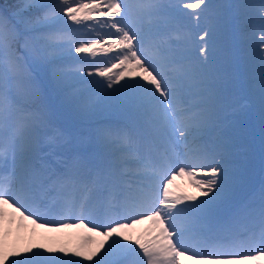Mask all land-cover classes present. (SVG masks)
<instances>
[{
	"label": "rangeland",
	"instance_id": "rangeland-1",
	"mask_svg": "<svg viewBox=\"0 0 264 264\" xmlns=\"http://www.w3.org/2000/svg\"><path fill=\"white\" fill-rule=\"evenodd\" d=\"M199 1L185 0L176 10L183 12L182 7L186 4H195ZM141 2L140 0H134L131 7L128 8L130 21L127 20L133 24H138L140 19L144 21V17L145 20L149 19L150 24L154 26L150 30L143 32V37L138 40L139 45H141V51L143 45L148 47L146 54L143 56V60L148 61L145 64L138 60L137 53L131 48V40H124L127 35L121 34L119 38H112L103 33L98 38L91 37L88 25L81 26V33L85 34L80 42L74 38L72 30L69 31V34H66L65 38L61 37L63 36L59 34L61 28L56 33V36L60 38L51 37V41L48 44L46 39L40 38L43 40L44 46L40 44L38 35L34 37V43L24 33L18 34L13 41L14 37H12L11 33L13 32L12 28H16V25H11L9 19L0 10V126H7L9 123V135H14L9 163L6 166L11 169L16 178L18 176L21 177L27 171H31L32 164L36 161L39 154H42L43 148L50 146L53 151L66 152L71 144H76V147L81 151L87 148L93 149L90 136L94 134L101 136L100 140L105 141L104 145L106 147L117 152L119 160L124 162L123 166H125L127 171H129V166L134 165V172L140 170V175H151L152 172L145 166L147 162L141 159L148 151L152 160V164H150L151 170L158 169V167L166 163L171 166L167 161H177L179 166L183 165L177 176L174 174L166 183H161V181H156V183L161 185V190L165 194L164 208L167 209H164L165 215H167L169 207H176L172 211V216L175 217V220H178L179 231L193 233L195 230L197 231L195 226L200 225L193 218L197 210V206L194 204L202 202L211 207L208 202L214 201L216 207L222 208L217 213V215H221L226 210L225 206L229 204L226 201L232 195L231 193L236 190L237 183L241 180V178L235 176L233 165L223 167V165L218 164V161L224 157L228 161H232L235 155L234 152L228 155L223 147L215 146V149L211 148V150H208V156L199 155L198 158L201 161L198 162L195 160L197 157H194L191 152L198 144L193 141L190 144L186 142L189 137L195 140L206 135L205 133L208 134L206 138L209 137L207 140H212L215 134V130L212 129L215 125L212 122L216 113L210 110L205 113L203 118L197 113V110L203 109L208 99L203 96L200 101L202 96H199L195 88H192L191 96L196 95L197 99L194 102L195 105L191 108L193 118L189 123L186 122L179 126L182 138L177 143L182 145L181 150L176 143H164L159 138L140 144L135 148L130 146L128 140L119 138L115 132L106 129V127L102 128L100 125H94L91 122L100 114L118 115L117 113H127V110L122 112L117 107L123 100L119 96L129 97L137 95L139 100H143L142 105H145L146 108H150L153 103L158 106L164 105L168 108L169 111L165 107L157 106L156 110L162 115L161 117L168 119V122L171 123L170 117L177 111L179 89L182 94H186L185 89L182 87L183 82H189L188 85L191 87L195 86V79L189 76L191 74L190 71H192V74H196L194 71H198V75L205 76L202 71H205L208 61L203 56H206L207 48L200 45H189V42H187L189 35L185 31L178 33L177 30H179L180 26L176 24L174 19L165 25H156L155 14L150 12V2L148 1L147 10L144 9L145 4ZM116 3L115 0L91 1L89 4L95 6L94 10H99L91 17L92 20L102 22L103 15L107 11L110 14L113 12L117 13ZM89 4L84 5L87 9L85 11L87 16L92 15ZM176 10H171L170 12L175 14ZM260 11L262 12H258L257 9L254 11L252 19H246V21L249 20L251 22V27L248 29L247 26H244V29L249 30L251 35H256L258 25L264 22V9L262 8ZM78 12L79 14H84L83 9L79 8ZM216 16V22L209 21L207 32H212L216 28L217 30L215 31L223 32H231L234 29L233 25H229L228 18L221 24L224 17L222 15ZM244 20L238 25L241 29H243ZM166 22H169V19ZM147 24L150 25L149 23ZM220 24L222 27H227L218 28ZM71 27H77V32L80 28L79 26ZM169 32V37H159V35ZM13 42L14 45L12 44ZM158 43L159 46L156 51H160L162 57L157 60L153 59L152 62V52ZM120 45L126 48L119 47ZM179 45L184 47L189 45L190 50H185L182 53L175 51V47ZM229 46L230 49L234 47L232 43H229ZM254 48L255 52H257V42H255ZM118 49L121 51L120 55H124L127 63H124L120 58V61L106 65L97 72L82 68L81 72H78L75 77L73 72H66L62 68L74 65L76 58L83 61V65L91 64L96 59L106 58L110 54L113 55ZM171 52L173 53L171 54ZM194 56H196L197 60L204 63L195 61ZM220 60L228 63L229 67L234 64L229 57H220ZM263 65L264 59H261L256 66L255 64H253V67L247 65L248 68L243 66V69H238V72L240 74L249 73V75H253L255 69L259 70L256 67H262ZM181 66H183V76L178 75ZM85 77L98 78L94 89L85 91L94 81V78L93 80L83 79ZM76 78L83 79V81H81L80 85L77 84L72 88L71 86L76 81ZM186 86L187 84H185ZM260 88L262 89L261 96L264 100L262 83H260ZM47 89L53 92L49 98L45 93ZM205 93L206 95L211 94V92L207 91ZM209 97L214 96L210 95ZM20 104L23 108H21ZM262 105L264 107V101ZM38 110L43 112L40 119L35 115ZM113 110L115 111L111 112ZM178 110L180 113L175 119L177 123L182 118V113L188 111L184 106H178ZM128 113L126 115H129ZM196 113L197 115L195 116L194 114ZM244 116L249 117V112L247 111ZM254 126L257 129L251 130L259 135L261 133L259 132L260 126L264 127V121L260 123L259 120H256ZM52 128L58 129L60 133L58 140L63 141L59 145L57 140H55L56 147L51 145L52 140L47 137ZM98 128L99 130H97ZM166 128L164 127L163 131H160L159 137L162 139H168L170 133L174 130V126L171 124H168L167 130ZM80 135H83L82 139ZM182 156H185V158H182ZM203 158H205L206 162L202 160ZM184 161H187V163ZM128 162L130 163L129 166L126 164ZM188 164L193 167H189ZM40 172L41 174H37V177H32L29 184L33 194H26L24 193L25 191L19 193V199L26 206L30 204V201L39 202L40 205L47 203L43 200V194L48 190L52 174L48 177L49 173L43 171V169ZM131 179L136 180V178ZM259 179H261V176H259ZM40 183L44 184L39 185ZM169 183L171 184L169 185ZM39 187L41 191L37 192ZM249 187L247 185V189ZM13 189V193H15L19 187L14 186ZM237 194L239 195L240 193L237 192ZM61 209L63 208L61 207ZM71 214L69 207L67 209L64 208L62 219L57 220L52 214V206L45 205L44 208L37 209L34 213L27 216L20 202H16L10 196L0 198V263L28 264L24 262V259L27 258L33 264H109L113 261L114 254L117 259L124 260L123 264L164 263L166 257L164 247L161 243L151 239L148 233V231H153L151 235L154 237L156 233L163 231L156 222H148L147 226L133 225L128 230H123V228L114 223L103 227L105 218L101 216V213H97L90 204H86L84 208L80 207L78 214H85L84 219L72 220L65 217ZM156 216L159 217L158 213H156ZM145 219L151 221L149 217H145ZM49 233L54 237L48 236L52 240L44 244L42 239L46 238ZM73 235L84 240L82 245H84L85 255L81 257L83 252L81 248L79 251L78 249L74 251L73 247H70L65 252L63 251L61 259L58 252L66 246V243L62 240ZM262 237L264 244V234ZM112 247H115V252ZM260 249L264 250V248ZM13 250L17 251L15 259L10 256ZM25 251L28 253L27 257L22 255ZM200 259L202 258L195 257L194 260H187L186 258L182 259L175 256L177 264H221L211 260H207V262ZM53 260L54 263H52ZM238 261L240 263L229 262L226 264H264V253L258 256L253 255V258L247 257V260L241 259Z\"/></svg>",
	"mask_w": 264,
	"mask_h": 264
},
{
	"label": "trees",
	"instance_id": "trees-1",
	"mask_svg": "<svg viewBox=\"0 0 264 264\" xmlns=\"http://www.w3.org/2000/svg\"><path fill=\"white\" fill-rule=\"evenodd\" d=\"M259 0H203L200 3L190 5L187 11L198 17L199 21H204L207 16H214L216 13L222 12L227 16L231 12L232 23L241 24L247 16L253 18V4ZM87 4V0H0V10L9 19L11 25L18 26L20 30H38L29 32L27 37L33 38L39 36L40 44L44 46V38L49 41L48 37L54 34L58 27L62 24H73L74 7H79V3ZM69 7L71 14L68 13ZM176 10V14H180ZM191 23V22H190ZM248 24L251 22L248 20ZM69 86V85H68ZM73 102V101H71ZM53 262V261H52ZM31 264V263H30ZM33 264V263H32ZM51 264V263H48Z\"/></svg>",
	"mask_w": 264,
	"mask_h": 264
}]
</instances>
